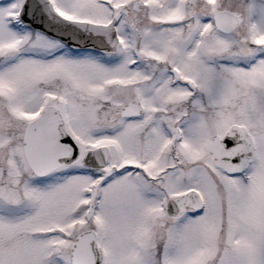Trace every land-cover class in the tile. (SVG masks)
<instances>
[{
  "label": "snow or ice",
  "instance_id": "6c2138e0",
  "mask_svg": "<svg viewBox=\"0 0 264 264\" xmlns=\"http://www.w3.org/2000/svg\"><path fill=\"white\" fill-rule=\"evenodd\" d=\"M0 264H264V0H0Z\"/></svg>",
  "mask_w": 264,
  "mask_h": 264
}]
</instances>
